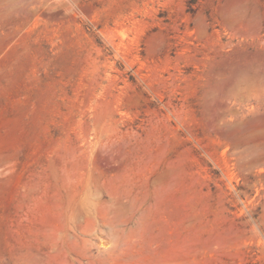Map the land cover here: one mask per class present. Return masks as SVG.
<instances>
[{
	"label": "rangeland",
	"instance_id": "obj_1",
	"mask_svg": "<svg viewBox=\"0 0 264 264\" xmlns=\"http://www.w3.org/2000/svg\"><path fill=\"white\" fill-rule=\"evenodd\" d=\"M0 264H264V0H0Z\"/></svg>",
	"mask_w": 264,
	"mask_h": 264
}]
</instances>
